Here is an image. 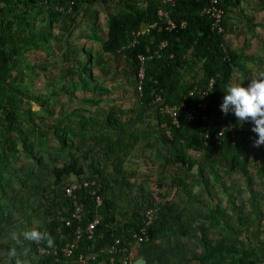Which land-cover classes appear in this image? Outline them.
Wrapping results in <instances>:
<instances>
[{"label": "trees", "instance_id": "16d2710c", "mask_svg": "<svg viewBox=\"0 0 264 264\" xmlns=\"http://www.w3.org/2000/svg\"><path fill=\"white\" fill-rule=\"evenodd\" d=\"M213 1L0 0V234L6 230L4 224L10 213L4 198L3 173L8 156L17 158L24 152L26 157L40 164L42 158L37 155L36 147L40 146L47 152L50 148H58L66 157L61 165L50 167L54 179L45 188L46 194L41 200L44 215L49 220L44 228H38L39 239L37 234L35 236L36 264H71L60 248L75 237L78 229L85 230L96 214L102 219L95 236L89 239L83 234L76 255L88 248L100 250L118 238L123 241L121 245H125L146 226V212L155 207L157 214L150 225V240L143 243V256L151 264L150 251L164 237L192 234V224L185 219L179 202L170 196L172 190L177 193L179 188L188 186L187 180L194 178L192 172L196 167L199 177L208 180L207 165L211 167L215 183L228 197V204L233 206L236 220L231 224L221 202L214 203L215 197L211 199L208 204L210 225L201 238V252L193 258L199 264H264V197L262 201L258 198L253 172L255 166V172L264 178V75L254 77L253 70L245 72V78L251 82L248 84L250 93L244 100L250 126L243 125L232 111L226 113V116L231 113L229 118L221 120L219 102L222 94L234 80L242 60L249 56L245 51L234 49L227 41L233 30L228 26L227 16L230 8L239 7L242 0ZM112 2L118 10L110 8L107 12V37L97 29L89 30L86 36L95 44L100 42L101 48L99 46L94 57V50L74 42L72 36L84 17L94 20L98 27L100 11L90 16L87 12L94 5L110 6ZM259 2L264 5V0ZM212 5L223 11L222 30L214 27V18L205 12ZM160 7L170 13L177 27L169 30L164 24L138 38L136 32L140 28L159 20ZM164 41L168 43L162 48ZM32 48L44 50V62L57 56L63 59L64 70L58 73L61 85H65L63 92L58 85L50 92L35 95L20 85L25 78V69L19 68V58ZM114 62L117 64L113 65ZM143 64L145 75L140 92L137 87ZM96 66L111 80L121 76V81L125 79L128 87L134 88L131 107L121 105L120 98L108 111L99 107L106 95H109L107 99L115 101L111 96L117 87L103 86L95 74ZM112 66L116 71H112ZM35 67L26 66L32 72ZM211 79H215V84L207 97L208 121H189L181 111L176 124L159 104L154 103L160 94L166 104H184L187 109H192L199 99V90ZM79 89L91 93L84 97L83 104L97 106V109L67 111L62 105L56 113L54 97L65 93L72 99ZM193 90L196 92L191 94ZM97 96L101 97L97 99ZM31 100L40 105L42 111L33 110ZM148 111L153 113V121L148 126L155 123L154 127L160 132L158 140L167 146L175 168L167 167L172 174L170 182L158 183L161 191H152L150 195L140 189L143 193L138 204L131 210H120L113 199L115 193L121 196L134 193L138 186L133 180L135 175L127 173L126 162L141 142V134L128 129L131 119L127 116L137 112L138 118L144 120ZM221 129H224L223 135L218 136ZM253 146L257 147V154H252ZM89 159L90 171L87 172L85 166ZM140 168L139 165L137 170L141 171ZM234 173L245 179L253 215H243L237 195L228 190L224 175ZM73 177L76 179L71 183L88 180L89 185L68 195ZM91 189L104 197L101 209L96 208ZM79 205L85 206L82 220L72 216ZM69 219L72 223L67 225ZM253 234L255 249L248 244ZM40 246L47 249L55 246L58 254L40 253ZM106 259L108 254L102 253L90 264H99Z\"/></svg>", "mask_w": 264, "mask_h": 264}, {"label": "rangeland", "instance_id": "374dc122", "mask_svg": "<svg viewBox=\"0 0 264 264\" xmlns=\"http://www.w3.org/2000/svg\"><path fill=\"white\" fill-rule=\"evenodd\" d=\"M110 4V6L98 4L91 7L87 12L89 16L91 13L100 11L98 27L94 24V20L84 17L79 20V24L72 36L74 42L94 50V57L97 55L96 52L99 49L100 42L95 44L93 40L87 39L86 36L89 34V30L97 29L103 37H107V12L110 8L111 10H118L115 2ZM227 18L228 26L233 29L228 34V43L239 52H247L249 59L242 60L241 66L235 71L234 80L221 97V111L219 114L223 117L221 118L219 114L217 115L222 120L225 117L229 118L231 113L227 114V116L226 113L232 111L243 125L249 127L250 121L249 116L246 114L244 100L250 93L248 84H251V82L245 78V72L253 70L254 77L264 75V5L259 0H242L239 7L230 8ZM43 57H45L44 50L32 48L19 58V68L25 69V78L20 81V85L26 87L35 95L50 92L51 88H57L58 85L62 84L58 73L64 70L62 69L63 59L57 56L47 63L44 62ZM258 63L259 66H257ZM112 64L115 65L117 63L114 62ZM32 65H36L34 72H38L39 75L27 70L26 66ZM112 67L114 68L112 71H116V67ZM95 74L103 86L112 89L117 87V91L111 96L115 101L107 99L106 97L109 95L104 96L99 106L101 109L108 111L118 98L121 100V105L131 107L132 103L130 100L133 98L135 90L131 86L130 88L128 87L125 79L121 81V76H118L111 80L100 71L99 66H96ZM64 89L65 85L63 84L60 91L63 92ZM86 95L90 96L91 93L79 89L72 99L68 98L65 93L55 96L56 113L60 112L62 105L66 107L67 111L73 108L91 109V111H94L97 106L89 107L83 104L82 100ZM99 97L97 96L96 98L98 99ZM31 102L33 110L36 112L42 111L40 105L32 100ZM24 106L27 107L28 104ZM152 115V111L146 112L144 120L138 118L137 112L134 115L129 114L127 116L131 119L127 124L128 129L141 134V142L131 152L130 158L126 162V171L135 175L133 180L138 186L134 193L130 192V194L122 196L118 192L115 193L113 199L120 210L133 209L140 201L143 191H147L150 195L152 191H161L158 183L170 182L172 171H167V167L172 166L170 168H175L167 146L158 140L160 132L154 127L155 123L148 126L153 121ZM3 124L4 120L2 119V126H4ZM262 140L264 146V139ZM21 147L20 145L19 148L21 149ZM36 147L38 149L37 155L42 158L40 164L29 159L24 152H21L17 158L8 156L7 165L4 166L3 173L6 182L4 198L10 208V213L7 223L4 224L6 230L0 234V264H36L38 260L34 248V244L37 242L35 236L38 228H44L49 220V217L44 215L41 200L43 199V194H46L45 188L49 187V184L54 179L50 172V167L61 165V162L65 161L66 157L61 155L62 153L58 151V148H50L49 152H47L43 147ZM251 150L252 154H257L256 146L251 147ZM90 162L91 159L86 161L85 168L87 172L90 171L87 166ZM139 165L141 171L137 170ZM206 169L208 180L199 177L196 167L192 172V177L194 178L187 180L188 186L179 188L180 190L177 193L172 190L170 196L171 199L176 200L181 205L185 219L194 228L192 234L188 237H164L150 251L151 264H199L193 257L202 250L201 238L207 233L210 225L208 204L214 197V203L221 202L223 210L229 217V222L231 224L235 223L236 213L233 206L228 204V197L221 189V186L215 183L210 165H207ZM255 171L256 168L253 166L256 193L259 200L262 201L264 197V178L260 177ZM224 176L229 192H234L237 195V203L242 207L243 215H253L245 179L241 174L236 173ZM74 179L76 178H70V183ZM74 183L72 182L71 184ZM140 189H143V191ZM254 216L256 217V214ZM256 224L257 222H255V226ZM253 238L254 234L250 236L251 242L248 241V244L255 249L256 245ZM139 255L135 254V256Z\"/></svg>", "mask_w": 264, "mask_h": 264}, {"label": "built area", "instance_id": "2783aa9c", "mask_svg": "<svg viewBox=\"0 0 264 264\" xmlns=\"http://www.w3.org/2000/svg\"><path fill=\"white\" fill-rule=\"evenodd\" d=\"M216 2L215 0L213 1ZM205 12L210 14L215 22L214 27H218L220 30L223 29L222 22L224 21V15L223 11L218 8L215 5H212L209 8L205 9ZM158 17L159 20L150 24L145 25L142 27L139 31L136 32V36L139 38L140 36L149 34L151 30L157 28V27H164V24L166 26V29L172 30L177 27L176 22L171 18V15L168 11L160 7L158 9ZM185 23H183L184 25ZM136 41V39H135ZM167 41H164L162 43V48L167 45ZM144 61V57H141ZM145 75V69L144 64L140 70L139 73V84L137 89L142 92L143 91V79ZM215 84V79H211L209 84L206 85L203 89L199 90V99L192 109H187L184 104H175L170 105L166 104L164 101V98L162 95L157 94L154 103L159 104L161 106V110L165 113H168L173 121L177 124L179 115L181 114V111L183 112L184 116L189 120H203L208 121V111H209V102L207 97L212 92V89ZM195 90L191 91V94L194 93ZM196 92V91H195ZM231 128H233V124L230 125ZM224 132V129H221L218 133V136H222ZM206 135H209L206 134ZM94 182V181H93ZM89 181L84 180L83 183L77 182L72 184L67 189L68 195H73L74 191L76 189H80L82 186H88ZM91 193L94 196L96 208L101 209L104 205V198L101 194H99L95 189H91ZM85 213V206L79 205L77 206V209L75 212H73V217L76 218V220H82ZM146 215L148 217V220L146 223V226H144L141 229L140 234L134 235V242L136 243H142L145 240L149 239L148 231L150 229V225L153 222V218L156 216V210L151 208L147 210ZM102 217L100 214H96L95 218L89 223L87 228L85 230L78 229L76 231V235L72 240L67 241L61 248L60 251L63 253L64 257L68 258L70 260L71 264H90L92 261H97L102 253L108 254V259L106 261H99V264H130L131 262V254L127 252V248L125 246L121 245V240L116 239L114 243H112L109 246L103 247L100 250H96L94 248H88L87 251H83L81 253H78L76 255V251L79 249L80 242L82 240L83 234H85L89 239H92L95 236V230L97 229L98 225L100 224ZM72 223V219H69L66 224L70 225ZM39 250L41 253H52V254H58V250L55 249V246L51 249H47L45 247H39Z\"/></svg>", "mask_w": 264, "mask_h": 264}, {"label": "clouds", "instance_id": "9594fccd", "mask_svg": "<svg viewBox=\"0 0 264 264\" xmlns=\"http://www.w3.org/2000/svg\"><path fill=\"white\" fill-rule=\"evenodd\" d=\"M141 29V28H140ZM230 120V119H229ZM174 122V121H173ZM175 123V122H174ZM104 198V197H103ZM95 205H96V203H95ZM104 206V205H103ZM151 208H153V209H155L156 210V214H157V209L155 208V207H151ZM151 208H149V209H151ZM141 233V232H140ZM139 233V234H140ZM149 231H148V235H149ZM37 239H39V233L37 234ZM118 239H120L121 240V238H118ZM150 240V237H149V239L148 240H145V241H143L142 243H136V242H134V236L131 238V239H129L128 241H126V244L125 245H122V246H125L126 248H127V252H129L130 254H131V263L130 264H133V262H134V260L136 259V258H139V257H144L143 256V254H144V252H145V249L143 248L144 247V244L143 243H145V242H148ZM121 242H123L122 240H121ZM40 247H42V246H40ZM104 247H106V246H104ZM39 252H40V250H39ZM41 253V252H40ZM135 254H140L139 256H135ZM135 256V257H134ZM144 258H146V257H144ZM147 259V258H146ZM147 264H148V260H147Z\"/></svg>", "mask_w": 264, "mask_h": 264}, {"label": "water", "instance_id": "95a60500", "mask_svg": "<svg viewBox=\"0 0 264 264\" xmlns=\"http://www.w3.org/2000/svg\"><path fill=\"white\" fill-rule=\"evenodd\" d=\"M133 264H147V259L144 257L136 258Z\"/></svg>", "mask_w": 264, "mask_h": 264}, {"label": "crops", "instance_id": "0c3cea01", "mask_svg": "<svg viewBox=\"0 0 264 264\" xmlns=\"http://www.w3.org/2000/svg\"><path fill=\"white\" fill-rule=\"evenodd\" d=\"M221 103V100H220V102H219V104ZM37 254V253H36ZM37 257H38V254H37Z\"/></svg>", "mask_w": 264, "mask_h": 264}]
</instances>
